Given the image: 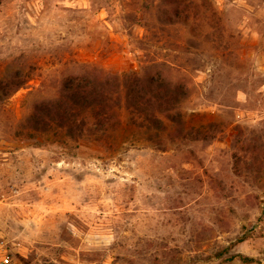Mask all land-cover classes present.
Listing matches in <instances>:
<instances>
[{
    "label": "rangeland",
    "instance_id": "1",
    "mask_svg": "<svg viewBox=\"0 0 264 264\" xmlns=\"http://www.w3.org/2000/svg\"><path fill=\"white\" fill-rule=\"evenodd\" d=\"M209 1L169 22L161 0H0V260L264 264V0ZM77 63L184 78L185 125L215 137L158 149L125 109L100 144L23 129Z\"/></svg>",
    "mask_w": 264,
    "mask_h": 264
},
{
    "label": "trees",
    "instance_id": "2",
    "mask_svg": "<svg viewBox=\"0 0 264 264\" xmlns=\"http://www.w3.org/2000/svg\"><path fill=\"white\" fill-rule=\"evenodd\" d=\"M161 2L169 22H186L189 18L203 20L215 15L209 0ZM205 2L209 3L208 8H204ZM24 82L13 83L9 91H15ZM3 83L0 81V86ZM189 94L190 87L184 78L171 80L158 65L117 74L87 63H77L74 70L61 78L56 96L39 100L33 105L22 128L40 133L58 129L74 141L94 135L100 144L103 138H109L110 133L121 128V109H125L127 124H131L133 130L156 138L158 149L167 140L170 131L190 140L213 139L215 134L211 128L206 130L203 126L194 128L185 125L178 107ZM239 258L245 263L252 261L241 255Z\"/></svg>",
    "mask_w": 264,
    "mask_h": 264
},
{
    "label": "built area",
    "instance_id": "3",
    "mask_svg": "<svg viewBox=\"0 0 264 264\" xmlns=\"http://www.w3.org/2000/svg\"><path fill=\"white\" fill-rule=\"evenodd\" d=\"M0 264H10L9 258L7 256L0 260Z\"/></svg>",
    "mask_w": 264,
    "mask_h": 264
}]
</instances>
